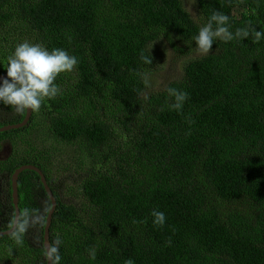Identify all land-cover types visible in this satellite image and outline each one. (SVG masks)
<instances>
[{
	"label": "trees",
	"instance_id": "16d2710c",
	"mask_svg": "<svg viewBox=\"0 0 264 264\" xmlns=\"http://www.w3.org/2000/svg\"><path fill=\"white\" fill-rule=\"evenodd\" d=\"M197 4L199 19L183 0H0V75L25 41L78 61L26 126L0 132V150L11 145L0 158V231L16 216L13 174L33 164L57 200L50 241L61 239L60 264H264V38L218 39L180 79L144 96L153 44L194 51L213 11L229 16L233 33L264 32V0ZM170 88L187 93L180 111ZM26 114L0 104V127ZM35 136L87 149L86 175L65 176L71 167ZM18 191L26 230L19 244L14 231L0 235V264H47L51 197L32 169ZM153 210L164 212L163 227Z\"/></svg>",
	"mask_w": 264,
	"mask_h": 264
},
{
	"label": "clouds",
	"instance_id": "9594fccd",
	"mask_svg": "<svg viewBox=\"0 0 264 264\" xmlns=\"http://www.w3.org/2000/svg\"><path fill=\"white\" fill-rule=\"evenodd\" d=\"M229 16L213 11L208 22L199 28L198 34L193 38L195 50L201 55L210 53L214 41L223 40L225 43L236 38L245 39L254 34L258 42L264 38V32L250 33L247 29H238L235 33L230 31ZM78 61L62 48L48 51L40 44L27 41L18 44L11 56L8 57L6 76L0 77V104L11 106L17 113L26 110L39 111L45 99L55 98L60 89L55 84L59 74L72 72ZM169 95L174 97V103L170 105L173 110L180 111L187 100V93L177 89H168ZM25 215L28 213L26 211ZM153 223L163 227L166 222L164 212L153 210L151 212ZM26 230V222L17 223L13 236L16 243L22 242V234ZM58 237L54 245H50L45 254L49 264H60ZM91 258H95V249H89ZM127 264H134L129 259Z\"/></svg>",
	"mask_w": 264,
	"mask_h": 264
},
{
	"label": "rangeland",
	"instance_id": "374dc122",
	"mask_svg": "<svg viewBox=\"0 0 264 264\" xmlns=\"http://www.w3.org/2000/svg\"><path fill=\"white\" fill-rule=\"evenodd\" d=\"M187 10L197 19L200 17L198 10L197 0H183ZM152 49L157 57V66L154 69H149L145 73L146 87L144 90V96H148L154 92L163 90L174 80L180 79L183 76L185 64L193 58L202 56L197 53L196 50L192 52L183 53L181 51H176L166 40H161L153 44ZM36 140H33L36 144H46L49 151H55L56 159L68 165L71 169H67L65 176L69 177L76 175V171L81 174L86 175L87 161L90 158L89 151H80L77 146H62L55 142L49 136H44L42 139L44 142L40 141V136H35ZM11 151V145L8 143L4 144L3 148L0 150V158L7 156ZM76 169V171H75ZM62 175V173H61ZM66 180V179H65ZM69 183L71 181L66 180Z\"/></svg>",
	"mask_w": 264,
	"mask_h": 264
},
{
	"label": "water",
	"instance_id": "95a60500",
	"mask_svg": "<svg viewBox=\"0 0 264 264\" xmlns=\"http://www.w3.org/2000/svg\"><path fill=\"white\" fill-rule=\"evenodd\" d=\"M3 76H6V73H3L0 75V77H3ZM32 116V111L31 110H27V114L24 118L23 121L19 122V123H13V124H7V125H4V126H1L0 127V132H3V131H8V130H12V129H19L21 127H24L28 124L30 118ZM26 169H32V170H35L37 171L40 176H41V179H42V182L44 183L50 197H51V201H52V207L48 213V216H47V221H46V227H45V236H44V245H45V248H46V252H47V249L48 247L51 245V241H50V226H51V222H52V215L57 207V200L54 196V193L51 189V187L49 186L48 182H47V179H46V176L45 174L43 173V171L33 165V164H24L22 166H20L18 169H16V171L14 172L13 174V177H12V183H13V201H14V204H15V207H16V216H15V220H14V224L13 226L9 229V230H6V231H0V235H4V234H10L12 233L14 230H15V226L16 224L18 223L19 221V218H20V208H19V191H18V178H19V175L21 172H23L24 170ZM47 264H49V261L47 260Z\"/></svg>",
	"mask_w": 264,
	"mask_h": 264
},
{
	"label": "flooded vegetation",
	"instance_id": "af4514ba",
	"mask_svg": "<svg viewBox=\"0 0 264 264\" xmlns=\"http://www.w3.org/2000/svg\"><path fill=\"white\" fill-rule=\"evenodd\" d=\"M8 156V155H7Z\"/></svg>",
	"mask_w": 264,
	"mask_h": 264
}]
</instances>
